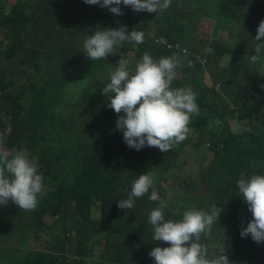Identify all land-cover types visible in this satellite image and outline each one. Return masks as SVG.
I'll use <instances>...</instances> for the list:
<instances>
[{"label": "trees", "instance_id": "16d2710c", "mask_svg": "<svg viewBox=\"0 0 264 264\" xmlns=\"http://www.w3.org/2000/svg\"><path fill=\"white\" fill-rule=\"evenodd\" d=\"M213 1L171 0L169 7L159 12L135 11L121 4V13L113 14L84 0H17L11 8L8 0H0V150L4 146L12 153L19 148L27 150L43 177V191L34 209H19L11 201L0 205V264H154L148 255L151 248L167 246V242L152 240L148 223V213L158 201L148 200L149 193H145L134 198L131 209L118 208L116 202L126 198L136 172L153 169L162 176L176 168L180 178L187 162L173 165V161L194 138L198 139L195 159L203 175L193 178L192 187L181 182L164 185L163 181L152 187L159 199L168 202L165 218L180 219L190 206L209 210L217 204L230 264H264V243L257 246L251 236L240 235L252 213L245 201L230 194L242 171L246 175L264 173V90L258 91L264 84V64L249 60L257 41L246 43L255 37L264 19V0ZM204 13L222 16L225 23L228 14L240 15L238 38L232 46H217L206 54L207 68L213 55L219 60L229 55L224 76L220 62L211 73L213 82L221 81V93L207 86L199 64L187 68L182 57L177 75L190 73L193 81L176 76L172 87L189 86L199 109L191 116L183 141L166 152L154 146L128 147L122 131L115 127L122 113L106 104L102 116L92 114L85 133L65 128L68 113L59 107V97L66 84L88 80L95 95L103 99L101 89L120 56L134 66L145 52L153 58L174 53L156 47L155 36L199 51L192 36ZM100 24V28L126 25L129 32L134 28L147 32L149 27L154 37L145 49H136L137 53L131 52L133 42L125 41L107 57L91 60L78 47V39L83 31ZM5 61L17 63V68L8 71ZM80 99L85 105L94 96L86 89ZM224 105L225 111L218 110ZM230 119H246L250 129L234 134L229 130ZM207 150L213 152L208 164ZM172 176L176 178L174 173ZM201 184L205 188L198 192ZM21 216L24 218L19 219ZM25 231L33 235L37 246L14 262L6 253L21 248H8L5 241L24 237ZM201 242L207 254L209 248L217 250L209 230L201 234Z\"/></svg>", "mask_w": 264, "mask_h": 264}, {"label": "clouds", "instance_id": "9594fccd", "mask_svg": "<svg viewBox=\"0 0 264 264\" xmlns=\"http://www.w3.org/2000/svg\"><path fill=\"white\" fill-rule=\"evenodd\" d=\"M87 4H98L107 7L113 14H120L121 4L130 6L135 11L159 12L167 9L171 0H84ZM154 37V36H153ZM146 29L134 28L127 31L126 25L120 27L97 28L91 35H86L83 48L86 57L100 60L114 53V47L125 41H132L134 50L145 49L150 42ZM254 39L257 41L250 62L264 64V19H261ZM166 40V43L163 42ZM156 47L165 48L174 53L153 58L145 52L135 61L120 56L118 63L109 72L108 80L101 89L108 108L118 115L115 127L122 131V138L128 147L139 150L144 146H154L161 152L168 151L173 145L183 141L189 131L188 123L194 114H198L195 92L189 87H172L176 78L186 79V75L177 69L182 66L199 64L203 72L207 69V53L194 51L179 41H172L165 36H155ZM167 44H172L168 47ZM199 54V58L195 54ZM183 57V58H182ZM205 61H203L204 59ZM188 60V62H187ZM196 67V66H195ZM217 86H220L219 84ZM264 87V85H261ZM227 105L218 110L225 111ZM238 132L250 129L246 119ZM223 130V129H222ZM259 135L260 131H256ZM0 150V205L9 201L19 209L31 210L38 204V197L43 191L42 174L38 165L27 150L15 149L11 155ZM239 196L248 205L252 219L241 229L240 235L251 236L253 244L264 243V173L246 175L241 172L235 181ZM153 179L150 173L144 172L131 182L126 198L118 199V208L131 209L134 198L149 193L147 199L158 201L148 213V223L152 229L153 241L167 242L151 248L148 255L154 264H230L224 248L211 258L207 247L201 242V234H207L209 227L218 219L221 209L217 204L209 210L190 206L182 218L166 219L167 200L159 199L158 192L152 188ZM151 191L149 192V189Z\"/></svg>", "mask_w": 264, "mask_h": 264}, {"label": "rangeland", "instance_id": "374dc122", "mask_svg": "<svg viewBox=\"0 0 264 264\" xmlns=\"http://www.w3.org/2000/svg\"><path fill=\"white\" fill-rule=\"evenodd\" d=\"M8 7L11 8L13 5L16 4L17 0H8ZM217 0H214L213 3H216ZM217 5V4H216ZM218 6V5H217ZM98 8L100 9H108L107 7H101L98 5ZM195 9V7H194ZM229 15V20L227 23H225L224 18L221 17H212L206 13H204L201 17H199L198 22L194 26L193 31V41L196 43V45L199 47V51L203 53H207L210 51H213L217 46L224 45L226 47L232 46L235 40L238 38V24L240 21V15L237 16H231ZM218 21H220L221 26H218ZM101 27V24L96 27H92L87 30V32H82L78 39V47L83 48V40L86 35H91L97 28ZM174 29V28H173ZM147 36L153 37V31L147 28L146 32ZM0 33V38H1ZM254 38H251L246 43H252L254 42ZM135 53H137V50H134ZM198 58L200 57L199 54H195ZM204 59V58H203ZM205 61V59L203 60ZM220 62L221 65V76H224L225 69L229 62V55L223 57L222 59H218L215 55L211 57L209 68H207L204 73V82L207 84V86L214 90L217 93L222 92V84L221 81L213 82L212 79V70L217 67V63ZM3 65L8 68V71L15 70L17 68V63L12 64L11 62L5 61L3 62ZM186 81L192 82L193 76L189 73L186 75ZM220 86H217V85ZM261 85H264L263 83ZM259 85L258 91H263L264 87ZM88 89L91 94L94 96V99L90 101L89 103H86L85 105H82L81 103V95L84 93V91ZM209 97H213V93H209ZM59 107L63 108L68 114V120L65 121V128H71L76 129L80 131L81 133H85L88 128L91 126L92 122V114L96 113L98 116H102L105 111V103L104 100L97 97L94 93V86L88 85V80H84L82 82H71L69 84H66L62 90L61 95L59 97ZM78 104V105H77ZM87 110V111H86ZM88 112V113H87ZM244 122L239 120L230 119L229 124L233 132H238L240 126H242ZM8 131V129H7ZM198 142L197 138H194L192 142H189L183 149L180 151L178 157L173 161V165L181 164L182 161H186L187 164L182 171V174L179 178L178 170L176 168H173L171 170L166 171L162 176H157L155 174V171L153 169L145 170V171H139L136 172L134 175L135 177L139 174H142L144 172H148L151 174L153 179V185L151 187H155L158 182L163 181L164 185H172L175 186L178 183H183L184 186H191L193 185L192 180L195 177L202 176L199 172V167L197 165V161L195 159L196 151H194L195 144ZM3 151H7L9 155L12 154L11 148H4ZM213 156V152L211 150L206 151V159L205 163L208 164ZM172 173L176 175V178L172 176ZM225 187L227 184L224 185ZM180 187V186H179ZM205 188L204 184L199 185L196 190L200 192ZM231 196H235V198L242 199L239 196V192L237 190V187H233L230 190ZM161 196H159L160 198ZM171 200L173 202H176V196L174 194L170 195ZM233 200H228L226 202H230ZM107 203L103 202V207H106ZM234 204L231 206V213L234 209H232ZM230 212V211H229ZM24 218V216L19 217V219ZM219 218L209 227V231L212 233L213 237L215 238V244L217 247V250H213L212 248L208 249V256L211 258L212 256L216 255L219 251H221L224 248V252L227 254L229 258V254L227 249L224 246L225 239L222 234V226L223 221L219 224ZM47 220V217H45ZM52 221H50L51 223ZM219 225V226H218ZM29 237L28 243L24 244L23 240L25 237ZM46 238V235H44ZM5 246L14 247V248H21V250H12L10 252H7L6 255L9 258H12L14 262H17V258L22 256L25 251H27L29 248L36 247V240L33 238V235L30 233L28 234V231H25L24 237L19 236L16 238H10L5 241Z\"/></svg>", "mask_w": 264, "mask_h": 264}, {"label": "built area", "instance_id": "2783aa9c", "mask_svg": "<svg viewBox=\"0 0 264 264\" xmlns=\"http://www.w3.org/2000/svg\"><path fill=\"white\" fill-rule=\"evenodd\" d=\"M163 42L166 43V40H163ZM167 45H168V47H172V44H167Z\"/></svg>", "mask_w": 264, "mask_h": 264}, {"label": "crops", "instance_id": "0c3cea01", "mask_svg": "<svg viewBox=\"0 0 264 264\" xmlns=\"http://www.w3.org/2000/svg\"><path fill=\"white\" fill-rule=\"evenodd\" d=\"M262 142L264 143V138L262 139Z\"/></svg>", "mask_w": 264, "mask_h": 264}]
</instances>
